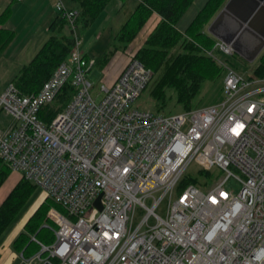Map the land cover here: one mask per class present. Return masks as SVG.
<instances>
[{"label":"built area","instance_id":"obj_1","mask_svg":"<svg viewBox=\"0 0 264 264\" xmlns=\"http://www.w3.org/2000/svg\"><path fill=\"white\" fill-rule=\"evenodd\" d=\"M56 10L75 30L68 60L37 94L14 83L0 94V112L13 118L0 131V158L66 211H50L56 239L25 261L264 264V78L236 71L225 60L233 47L216 39L208 52L224 70L216 106L174 115L137 108L153 72L135 58L94 96L88 75L95 64L81 51L79 13L62 0ZM69 84L76 91L69 105L51 123L40 120ZM193 162L201 183L179 190ZM213 168L221 176L207 189ZM231 180L241 185L238 195Z\"/></svg>","mask_w":264,"mask_h":264},{"label":"trees","instance_id":"obj_2","mask_svg":"<svg viewBox=\"0 0 264 264\" xmlns=\"http://www.w3.org/2000/svg\"><path fill=\"white\" fill-rule=\"evenodd\" d=\"M79 13L75 19L76 32L91 27L106 10L112 0H70ZM122 8L128 0H120ZM196 0H143L122 25L116 40V46L107 52L102 62L108 65L116 52L125 50L137 39L151 17L156 14L161 20L149 34L145 44L134 52V58L140 60L153 72V78L144 90L137 108H151L154 114L168 115L171 108L182 112L190 111L199 105L209 85L217 83L224 76L223 67L208 52L216 44V38L206 31L215 17L229 0H209L185 32L178 24ZM1 11V8H0ZM12 16V8L7 7L0 14V54H3L16 39V32L5 27ZM75 46V30L68 19L58 14L49 26V37L33 58L25 64L13 82L22 94H37L50 79L55 70L68 60ZM258 65L251 79L264 78V53L258 57ZM70 84L57 95L54 102L39 112V119L51 123L64 111L75 95ZM139 99V100H140ZM138 100V101H139ZM145 110V109H144ZM149 110V109H148ZM12 173L10 167L0 158V188ZM199 178L186 177L182 185H199ZM38 186L22 177L0 205V238L15 220L23 204ZM56 209L66 214L64 207L50 197L29 218L13 243L15 251L30 259L40 252L41 245L54 243L55 228L47 218L50 210ZM36 252V253H35Z\"/></svg>","mask_w":264,"mask_h":264},{"label":"rangeland","instance_id":"obj_3","mask_svg":"<svg viewBox=\"0 0 264 264\" xmlns=\"http://www.w3.org/2000/svg\"><path fill=\"white\" fill-rule=\"evenodd\" d=\"M142 0H128L124 10H121L122 4L119 0H112V2L108 5L106 10L97 18L95 23L87 28V29H80L77 31L78 39L81 41V51L88 55L89 59L95 64L92 71L88 75V79L93 84V95H97L102 85H108L107 80L108 76L111 72L116 71L121 66L124 65L126 60H131L135 56L134 52L142 47L147 39V33H149L150 26H145L143 30L139 33L137 39L129 46L127 50L123 47L116 52L112 60L108 65H104L102 62L103 56L115 48L116 46H120L116 37L125 23L129 15L133 12L136 5L141 2ZM209 1V0H208ZM63 3L66 5L67 8L71 7L73 4L70 0H63ZM201 4L200 2H195L194 4V11L196 8L199 7ZM191 11V10H190ZM192 11L188 14L185 20H181L178 24V28L183 30V21L187 22L188 17ZM186 16V14H185ZM208 31V28H206ZM147 36V37H146ZM264 53V51L260 54V56ZM259 56V57H260ZM225 58V57H224ZM225 60L240 74H242L246 79H251L253 75V70L258 65L259 58L255 62H248L243 57L238 54H234L233 56L226 57ZM17 69V67H10L6 68L4 61L0 63V89L4 88L5 84L10 82L21 70ZM223 77L220 80L213 84L209 85L208 88L205 90V94L203 95L202 99L199 102V105L196 108H208L212 106H216L222 102L224 99L223 93ZM143 100V97H142ZM141 99L138 101V106L142 101ZM136 106V105H135ZM194 108V109H196ZM140 109L151 110V108L141 106ZM179 109L171 108V111L168 115H174L181 113ZM13 118L8 115L6 112H0V131H6L9 126L11 125ZM19 175L16 172H13L9 175L6 182L0 188V198L6 194V192L12 189V186H16ZM221 173L217 171L216 168L211 170V174L207 175V189L211 188L215 180L214 178L220 177ZM185 177L191 178H199V166L196 163H192L186 172ZM11 188V189H10ZM229 188L231 191L238 195L241 190V185L234 180H231L229 183ZM10 193V192H9ZM8 194V193H7ZM46 197L45 192L42 188L37 187L34 190L33 194L28 198V200L23 204L18 215L16 216L15 220L10 224V226L6 229L3 235L0 238V256L1 251L8 246L9 243L13 242V240L19 235V233L24 231V226L29 220V218L35 213V211L39 208ZM156 197H160V194H157ZM169 204V199H165L162 201L161 206L158 210V214L165 217L166 209ZM51 211V210H50ZM49 211V213H50ZM49 213L47 214V218L50 220V223L54 226L55 231L57 230V225L49 218ZM41 251V250H40ZM36 253V252H35ZM39 253V252H38ZM36 253V254H38ZM19 254V253H18ZM17 259L14 262L3 260V264H28L25 261L23 255H18ZM43 257H46L44 254Z\"/></svg>","mask_w":264,"mask_h":264},{"label":"crops","instance_id":"obj_4","mask_svg":"<svg viewBox=\"0 0 264 264\" xmlns=\"http://www.w3.org/2000/svg\"><path fill=\"white\" fill-rule=\"evenodd\" d=\"M200 1L201 4L194 11L193 6L195 2ZM57 2L58 0H0V14L9 6L12 8V16L6 23L5 27L16 32V39L14 40V42L3 54H0V63L4 61L6 68L17 67V69H20V67H23L33 58V56L38 52V50L42 47V45L47 41L49 37V26L58 16V12L56 10ZM119 2L120 3L118 4H122L120 0ZM195 2L186 13V16L182 18L183 20H185L188 14L192 11L187 19V22L183 21V30L178 28L182 32H185L188 29L199 12L207 4L208 0H196ZM122 6L121 10H124L125 6L123 8ZM73 7H75V5L71 4V7L69 9H72ZM160 20L161 18L156 14L151 17L149 22L146 24V26H148V24L150 26L147 36H149V34L156 28ZM129 61V59L126 60L123 66L109 74L107 80V84L109 86L113 85L117 81L118 77L122 74ZM13 79L10 80V82L6 83L3 89H0V94L4 92L8 85L13 82ZM21 178L22 174L19 175V180ZM14 187L15 186H12V189ZM11 190L6 192L3 198H0V205L6 199ZM15 239L1 251L0 264H3V260L5 259L6 261L9 260L11 262L16 261L18 252L15 251L13 247Z\"/></svg>","mask_w":264,"mask_h":264},{"label":"water","instance_id":"obj_5","mask_svg":"<svg viewBox=\"0 0 264 264\" xmlns=\"http://www.w3.org/2000/svg\"><path fill=\"white\" fill-rule=\"evenodd\" d=\"M214 38L255 62L264 51V0H229L208 27ZM98 207L102 209L97 203Z\"/></svg>","mask_w":264,"mask_h":264}]
</instances>
